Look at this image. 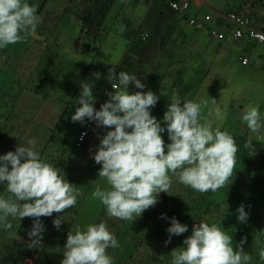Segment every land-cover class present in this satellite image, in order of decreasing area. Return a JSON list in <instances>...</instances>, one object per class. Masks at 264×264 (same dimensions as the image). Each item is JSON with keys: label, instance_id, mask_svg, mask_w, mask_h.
<instances>
[{"label": "clouds", "instance_id": "obj_1", "mask_svg": "<svg viewBox=\"0 0 264 264\" xmlns=\"http://www.w3.org/2000/svg\"><path fill=\"white\" fill-rule=\"evenodd\" d=\"M128 1L133 2V0ZM134 1H137V4H143L141 0ZM256 1L264 2V0ZM172 2H179V0H170L168 5L180 18L177 33L179 42L187 45L182 56L188 59V64L181 62V55L178 50L177 58H174L173 54H169L165 61L176 67V69L171 70L166 65L163 69L165 73L167 71L169 74L176 71L169 87L166 88L165 74L161 72L162 70L159 71L160 65L158 71L149 80L150 84L152 77L159 74L157 78L160 79L157 82L156 78L154 93L151 90L144 92L148 85L145 87L136 75L125 71H120L118 74L115 72L127 49L132 54L137 53L138 44L130 45L124 40L128 46L115 68L109 69L108 79L110 83L102 92L106 102L101 104L100 109L93 107L95 102V97L92 94L93 85L88 82L81 84L82 91L76 99V103L80 106L76 108L71 119L73 122L81 123L84 122L85 118L88 119L80 126L72 142L64 138L61 133L56 132L54 129L57 127L56 124L52 128V122L46 121L45 125L49 127L47 128L37 119L32 118L23 122L21 129L24 131L15 138L16 130L11 123L19 119L16 110L18 102L12 96V87L11 89H8L9 87L0 89L15 104L16 110L15 118L11 119L7 127L1 131L2 137L0 138V148L8 147L7 153L0 155V193L8 192L11 194L7 198L0 197V223H3L5 229H10L12 224L8 222L9 216L20 219L24 217L34 218L32 228L28 232L30 240L26 241L27 248H33L34 251L25 256L22 255L26 264L41 263L40 261L35 263V261L38 258L37 247L43 239L45 218L39 219L42 216H51L49 219H53L52 214L54 212L62 215L53 221L54 226L58 229L64 221L63 232L60 229V232L63 233L61 243L49 254L51 255L57 248L59 255L60 251L64 249V258L60 264H112L110 255L114 248L119 247L118 241L121 242V237L127 227L125 225V229L123 228L120 233L112 234L106 224L101 222L105 217L111 216L125 220L127 224L128 221L135 220L134 216L139 217L143 211L154 206L157 203L159 193H161L160 201L164 206V200L178 199L184 193L186 185L202 193L215 192L223 188L231 177L235 169L237 146L242 132L238 129L240 137L234 135L237 139L235 142L227 131H221L219 127L213 129L210 121L200 122L206 118L209 106L217 98L213 96L202 98L201 102H195V97L204 88V82L208 79L206 68H209L210 65L202 62V67L200 63L193 62L194 57L192 55L195 52L196 44L195 41L186 40L183 24L186 23L196 31H206L213 40L236 44L243 49L250 44L264 45V24L257 26L250 15L239 10L241 3L233 8H214L207 2L200 0L198 5L190 2L184 11H179L172 7ZM66 3L65 9L55 10L54 13H62L74 5H80L82 0H68ZM192 7L197 10L204 7L208 12L201 15L191 13L190 8ZM36 11L37 7L32 3L30 5L27 0H0V48L21 42L26 39L27 35L35 33L40 22ZM125 12L130 13L135 28H137L138 24L135 23L132 13L126 10ZM232 13L237 15L242 23L231 21L228 16ZM206 16H209L208 20H205ZM192 20L202 21L203 25L197 27L196 23H191ZM72 22L76 23L71 17L70 23ZM144 38H146L145 35L142 36V39ZM75 43L72 48L74 54L82 56L75 52ZM104 45L105 41L101 47L98 45L94 49L93 46L90 53L94 51V55L99 56L97 55L98 51L102 50ZM134 45L135 52H133V48L131 49ZM1 53L7 57L12 56V54L6 55L5 51H0ZM238 59L242 65H249V58L245 52L240 53ZM243 59H246L245 63ZM261 67L264 69V64H261ZM178 73H181V77ZM93 75L97 79L100 77L98 72ZM31 79L26 83L25 88H22L19 85L21 77L14 73L11 78V86L14 83L16 90L21 93L28 87ZM177 79L181 80L182 85L197 80L194 97L191 101H181L178 97H173L164 113L163 120L158 122L155 116L166 93L162 92L160 98L156 94L159 92L163 81H166L164 88L167 90L177 83ZM129 84H134L137 89L145 88L143 91L130 94L128 91ZM37 93L40 94L39 90ZM37 93L35 94L37 95ZM208 93H210V88H208ZM154 106H156V110L154 114H151L150 109ZM239 111L241 115H239ZM237 112L239 120H242L239 123L248 127L250 133H257L260 130L261 116L258 106L248 104L243 111L237 110ZM215 118L221 119L219 110H216ZM48 123L50 126L47 125ZM162 124L165 125L170 140L167 144V151L161 136V133L165 131ZM103 126L108 129L114 128V130L107 131L94 153L92 150L101 135ZM35 129L39 130L37 132L39 134H42L45 129L50 133L45 136V140H42L40 136H33L32 132ZM51 130H54L57 136L62 137L61 142L67 143L70 147V149L65 147L63 150L59 145L60 141H55L58 152L69 157L75 166L80 164L83 154L80 148L88 144L91 148L89 152L90 162H93L94 166L96 163L95 167H101L98 176L93 174V178L90 180L71 177L69 171L62 173L60 168L42 160L40 158V154H42L41 145L51 141ZM31 138L34 139L29 140ZM8 139L10 140L8 141ZM258 143L264 144V142ZM36 144L39 153L34 150ZM244 147L253 148L251 137ZM171 174L177 175V181L179 180L184 184L182 190L177 193L171 191ZM99 177L106 180L108 185L103 190L97 186ZM71 178L81 180L82 184L87 183V187L81 195L80 208L90 206L95 210L99 209L97 216H93L94 224H89L84 229L77 226L84 219L79 217L82 215L81 212L68 210V208L76 205L77 197L80 195L73 184L68 182ZM95 179L96 181H94ZM5 184L7 185V192L3 188ZM162 192H166L163 198ZM91 196L99 202L91 201ZM106 211L109 216H106ZM237 212L238 221L246 223L248 213L244 206L241 205ZM162 218L165 217L162 215ZM170 220V227H168L169 223L165 226L169 233V239L165 241L166 245L171 241L173 234L178 236L188 231V226L181 224L175 217L170 215ZM114 222L116 221L114 220ZM65 240L66 244L64 245ZM232 240V236L226 234L216 224L196 223L193 225L191 235L184 239L183 246L172 251L171 264H249L252 257L243 249L247 237L240 240L235 250L232 246ZM48 256L43 259L44 264L48 262L46 261ZM259 257L264 260V248L260 249ZM58 259L59 257H57L55 264H57ZM127 262L129 261L124 264ZM129 263L133 264L132 262Z\"/></svg>", "mask_w": 264, "mask_h": 264}, {"label": "trees", "instance_id": "obj_2", "mask_svg": "<svg viewBox=\"0 0 264 264\" xmlns=\"http://www.w3.org/2000/svg\"><path fill=\"white\" fill-rule=\"evenodd\" d=\"M117 1L82 0L80 5H74L62 13L55 12L46 17H40L37 28L41 31L33 34L35 36L34 45L39 47L44 40L51 46L59 45L63 32L72 17L80 28V33L76 38L75 52L87 56L93 46L99 44L101 47L103 45L105 37H102V27ZM141 1L147 7V13L141 24L135 28L130 14H124L118 31L119 37L128 44H138L137 53L132 54L127 49L115 72L118 74L120 71H125L134 74L146 87L149 85L151 76L158 71L159 66L167 59V56L173 54V57L177 58L178 53L183 55L187 45L179 42L177 29L180 18L175 11L170 9L168 5L170 0ZM238 9L250 15L257 26L264 24V2L242 0ZM122 28L123 30H121ZM143 35L146 38L142 39ZM37 67L38 51L35 47L30 46L24 51L18 52L17 55L8 57L3 53L0 54V78L9 71L14 72L21 77L19 85L22 88H25ZM178 75L181 77V73ZM113 82L118 83L117 81ZM191 82L182 85L181 80L177 79L176 84L164 90L166 95L155 116L158 122L163 120L164 113L173 97H178L181 101L192 100L196 91L197 80ZM144 88L137 89L134 84H129L128 91L130 94H134L137 91H143ZM239 115H241L240 111ZM15 116V104L3 91H0V138L2 137L1 131ZM47 125L50 126L49 123ZM162 127L165 125L162 124ZM239 129L242 136L239 138L240 141L237 146L235 169L225 186L215 192L202 193L186 185L184 193L178 199L164 200L163 211L169 217L171 215L181 224L187 225L188 231L178 236L173 234L167 245L165 244V241L169 239L167 231L164 234L152 235L146 243L135 238V248L138 249L139 254L133 259V264H171L172 251L183 246L184 239L191 235L193 225L199 222H206L209 225L216 224L222 231L232 236L234 250L240 240L247 237L243 249L252 257L249 264H264V260L259 257L260 249L264 248V144L251 138L253 148H245L244 145L250 138V130L242 123H239ZM110 130H114V128L108 129L104 126L101 128V135L98 137L92 152L97 151L101 139ZM161 136L166 149L170 142L166 127ZM51 137V141L41 145L42 154H40V158L42 160L60 168L62 173L69 171L71 177L90 180L93 178V174L98 176L101 167H95L93 162H90L89 152L91 148L88 144L80 148L83 154L80 164L75 166L69 157L58 152L55 143L57 135L54 130H51ZM170 177L172 183L177 181V175L171 174ZM165 194L166 192H162V198ZM241 205L248 213L246 223H241L237 219V209ZM106 216H109L107 211ZM39 219L41 220V217ZM33 220V217L20 219L9 216L8 222L12 224V227L5 229L3 224L0 226V264H26L23 256L34 251L33 248H27L26 244V241L30 240L28 232L32 228ZM101 222L106 224L112 234L120 233L126 225L125 220L111 216L105 217ZM170 224L171 220L168 227ZM57 257L58 249L56 248L48 256L46 260L48 262L45 263L55 264ZM41 264H44L43 259H41ZM126 264L130 263L127 262Z\"/></svg>", "mask_w": 264, "mask_h": 264}, {"label": "rangeland", "instance_id": "obj_3", "mask_svg": "<svg viewBox=\"0 0 264 264\" xmlns=\"http://www.w3.org/2000/svg\"><path fill=\"white\" fill-rule=\"evenodd\" d=\"M36 1V2H34ZM207 2L211 7L219 8H233L242 0H202ZM37 7L36 15L45 17L51 15L55 10H62L66 8L68 0H27ZM31 2V3H30ZM34 2V3H33ZM128 0H118L102 27V37L105 38V45L102 50L98 51L99 56L94 55V51L88 56H78L74 54L72 48L76 41V38L80 32V28L76 23L69 24L64 32L62 42L57 46H51L46 40L38 47L34 45L35 36L33 34L27 35L26 39L21 42L8 45L5 48H0V51H5L6 55H17L18 52L24 51L26 48L32 46L37 48L38 51V67L32 74V79L28 84V87L21 93L16 90V86L13 83L11 86V78L14 75L13 72H7L0 78V89L3 87H9L13 89L12 96L17 99V114L19 119L16 122H12L16 132L14 137H19L24 129H21L25 120L37 119L44 127L46 121H51L52 128L56 124V132L61 133L64 138L72 142L76 136V133L80 126L88 119L85 118L84 122H73L71 117L74 115L75 110L80 105L76 103V99L79 97L82 89L81 84L88 82L93 85L92 94L95 97L93 107L100 109L101 104L106 102L103 98L102 92L106 88L110 80L109 69L115 68L118 64L123 52L126 50L128 44L118 36L119 25L125 12H131L132 17L137 26L146 14L147 7L145 5L137 4V1L129 2ZM136 3V5H134ZM228 4V5H227ZM191 13H198L199 15L208 12L206 8L197 10L196 8H190ZM183 32L185 33L186 40L195 41L196 47L193 52V62L200 63L203 67V63H208L210 66L206 68L208 73V79L204 82V88L195 97V102H201L202 98L216 97L209 106V111L206 114V118L200 122L204 123L206 120L212 123L213 129L219 127L222 131H227L237 142L234 137L239 136V121L237 110H242L248 105L258 106L261 116V128L257 133H250V137L258 142H264V69L261 64H264V45L250 44L247 48H242L236 44H230L226 42H219L209 37L206 31H196L189 27L186 23L183 24ZM40 29L36 27L35 32L40 33ZM127 44V45H126ZM99 44L94 46L97 48ZM133 48V49H132ZM135 52V45L131 47ZM245 52L249 58V65L244 66L238 59L240 53ZM181 62L188 64V59H185L181 55ZM176 69L175 66L169 65L167 61H163L161 64V71L166 76V81H163L159 92L156 94L159 98L162 92H165L169 87L175 72L169 74L163 71L165 66ZM100 73V77L97 79L93 74ZM159 74L153 76L151 83L148 85L144 92L151 90L155 91L156 83L159 81ZM157 78V82L155 83ZM163 88V91H162ZM208 88L210 93L207 94ZM39 90L40 94L37 93ZM37 93V95L35 94ZM159 100V99H158ZM151 114H154L156 106L150 109ZM219 110L221 112V119L215 118V112ZM246 125V123H244ZM247 126V125H246ZM49 128V127H47ZM39 130L35 129L32 132L35 136H40L42 140H45V136L49 135L50 131L37 133ZM130 131V129H129ZM233 131V132H232ZM31 138L29 140H33ZM10 139H8L9 141ZM62 137L57 136L56 142L64 150L65 147L70 149L67 143L61 142ZM44 142V141H43ZM237 145V143H236ZM8 147L3 146L0 148V155L6 154ZM35 151L39 153L38 145H35ZM167 151V149H166ZM165 151V152H166ZM96 166V163H95ZM73 184V187L77 189L80 195L77 197V203L74 207L68 208L73 212H81L82 219L77 226L81 229L86 228L89 224H94L93 216H97L99 209L95 210L90 206L80 208L81 195L84 192L87 183H83L81 180L71 178L68 180ZM184 184L179 180L172 184L171 191L179 192L182 190ZM97 186H100L103 190L108 187L106 180L99 177L97 180ZM3 188L6 191L7 185ZM6 194V195H5ZM10 193H0V197L7 198ZM160 195L157 196V203L154 206L149 207L139 217L134 216V221H128L126 224V231L121 237V242L118 241L119 247L114 248L110 257L112 258V264H124L126 261L132 262L133 259L139 254L138 249L135 248V238L140 239L141 242H147V239L152 235L164 234L167 230L165 226L169 223L170 217L163 211V205L160 201ZM91 201L94 200L91 196ZM98 208V206H97ZM162 215L165 218H162ZM53 219H49L51 216L44 217L43 226L44 232L42 233L43 239L41 244L37 247L38 258L37 262H41V259H45L50 252L61 243L62 232L64 228V221L60 228H56L53 224L54 219L60 217V213H53ZM64 217V216H63ZM64 220V218H63ZM3 223H0L2 225ZM60 229L62 232H60ZM67 240V239H66ZM66 240L64 245L66 244ZM62 249L58 255L59 259L57 264H60L63 260ZM41 264V263H38Z\"/></svg>", "mask_w": 264, "mask_h": 264}, {"label": "built area", "instance_id": "obj_4", "mask_svg": "<svg viewBox=\"0 0 264 264\" xmlns=\"http://www.w3.org/2000/svg\"><path fill=\"white\" fill-rule=\"evenodd\" d=\"M192 2L196 5H198L200 3V0H179V2H172L171 5L174 9H178L179 11H184L187 7H188V4ZM228 18L233 21V22H236L238 21L239 23H242V20L235 14H229ZM209 19V16H206L205 17V20H208ZM196 21V20H195ZM194 20L191 21V23H196V26L197 27H201L203 25V22L202 21H196L195 22ZM243 62L245 63L246 62V59H243Z\"/></svg>", "mask_w": 264, "mask_h": 264}]
</instances>
